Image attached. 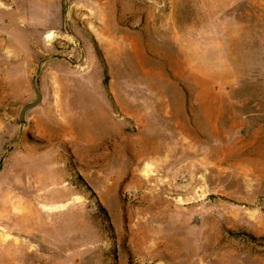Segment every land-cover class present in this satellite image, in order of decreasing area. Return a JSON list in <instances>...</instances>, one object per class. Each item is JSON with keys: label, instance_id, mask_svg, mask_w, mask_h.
Wrapping results in <instances>:
<instances>
[{"label": "rangeland", "instance_id": "1", "mask_svg": "<svg viewBox=\"0 0 264 264\" xmlns=\"http://www.w3.org/2000/svg\"><path fill=\"white\" fill-rule=\"evenodd\" d=\"M123 3L0 0V264H264V0L138 66Z\"/></svg>", "mask_w": 264, "mask_h": 264}, {"label": "crops", "instance_id": "2", "mask_svg": "<svg viewBox=\"0 0 264 264\" xmlns=\"http://www.w3.org/2000/svg\"><path fill=\"white\" fill-rule=\"evenodd\" d=\"M122 1L119 21L109 7L95 34L107 44L119 43L117 56L121 61L134 59L137 66L152 54L167 60H190L192 43L207 38L208 29H215V34L239 36L244 26L234 15L229 16L235 0Z\"/></svg>", "mask_w": 264, "mask_h": 264}, {"label": "water", "instance_id": "3", "mask_svg": "<svg viewBox=\"0 0 264 264\" xmlns=\"http://www.w3.org/2000/svg\"><path fill=\"white\" fill-rule=\"evenodd\" d=\"M57 56H50V57H47V58H44L42 59L39 64H38V67L35 71V73L32 75L31 77V84H32V87H33V90H34V93H35V98L31 101H28L27 103H25L21 109V112H20V122H25L26 121V116H27V112L36 107L38 104L41 103V100H42V94H41V91H40V88H39V85H38V78H39V75L41 73V68H42V64L48 60H51V59H54L56 58Z\"/></svg>", "mask_w": 264, "mask_h": 264}, {"label": "bare ground", "instance_id": "4", "mask_svg": "<svg viewBox=\"0 0 264 264\" xmlns=\"http://www.w3.org/2000/svg\"><path fill=\"white\" fill-rule=\"evenodd\" d=\"M48 39H52L53 38V35H51V34H49L48 36ZM150 141V140H149ZM148 142V141H147ZM156 150V149H155ZM153 151V150H152ZM146 167H148V166H146ZM149 168V167H148ZM150 169V168H149ZM145 170V169H144ZM145 173H147V176H148V172L147 171H145ZM150 177V176H149Z\"/></svg>", "mask_w": 264, "mask_h": 264}]
</instances>
